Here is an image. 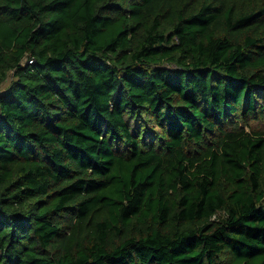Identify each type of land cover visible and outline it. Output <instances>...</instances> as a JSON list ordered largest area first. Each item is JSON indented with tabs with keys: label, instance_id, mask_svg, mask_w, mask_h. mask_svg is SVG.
Instances as JSON below:
<instances>
[{
	"label": "trees",
	"instance_id": "trees-1",
	"mask_svg": "<svg viewBox=\"0 0 264 264\" xmlns=\"http://www.w3.org/2000/svg\"><path fill=\"white\" fill-rule=\"evenodd\" d=\"M0 264H264V0H0Z\"/></svg>",
	"mask_w": 264,
	"mask_h": 264
},
{
	"label": "rangeland",
	"instance_id": "rangeland-1",
	"mask_svg": "<svg viewBox=\"0 0 264 264\" xmlns=\"http://www.w3.org/2000/svg\"><path fill=\"white\" fill-rule=\"evenodd\" d=\"M5 85H6V83L4 85H2V86H5Z\"/></svg>",
	"mask_w": 264,
	"mask_h": 264
}]
</instances>
